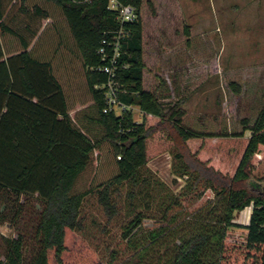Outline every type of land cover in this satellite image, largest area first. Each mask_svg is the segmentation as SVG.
<instances>
[{"label":"trees","instance_id":"obj_1","mask_svg":"<svg viewBox=\"0 0 264 264\" xmlns=\"http://www.w3.org/2000/svg\"><path fill=\"white\" fill-rule=\"evenodd\" d=\"M45 1L59 8L63 22L53 25L58 41L52 51L35 45L47 22L54 21L43 3L0 0V224L15 231L0 233V264H78L66 254L85 199L98 193L112 215V195L121 187L133 212L141 200L150 208L157 196L162 211L155 219L159 224L147 231L143 211L129 221L122 239L133 254L125 264H264V192L259 188L264 173L255 171L256 163L264 164V95L254 119H242L241 131L213 133L190 125L184 119L185 96L167 100L176 91V76L172 88L163 78L154 89L146 84L144 16L147 6L156 12L152 0H121L137 12L134 21L124 23L109 0ZM184 32L189 43V25ZM119 34L117 96L137 105L142 121L134 119L132 109L104 111L102 85L109 76L100 68L109 63L113 47L103 40ZM8 37L15 38L13 49H6ZM103 45L105 57L99 52ZM74 60L81 64L91 98L86 107H73L74 83L71 88L65 83L67 73L76 75ZM255 72L264 75V64ZM228 84L241 93L239 83ZM147 118L157 121L148 125ZM157 132L177 149L173 171L186 178L178 192L147 168L148 139ZM220 141L237 144L232 165L217 159ZM196 143H209L215 152L205 157L203 148L192 151ZM105 145L113 171L100 177L97 152ZM248 206L249 222H236V214ZM236 227L246 232L232 235Z\"/></svg>","mask_w":264,"mask_h":264},{"label":"rangeland","instance_id":"obj_2","mask_svg":"<svg viewBox=\"0 0 264 264\" xmlns=\"http://www.w3.org/2000/svg\"><path fill=\"white\" fill-rule=\"evenodd\" d=\"M35 1L43 3L54 18L53 22H47V30L42 31L35 45L39 51H52L58 41L53 25L61 27L62 15L54 3ZM152 1L156 12L147 6L144 16L147 86L154 89L163 78L165 84L172 88L176 76V91L169 92L167 100L174 101L185 96L182 107L186 110L184 119L188 124L213 133L241 131L242 119H254L264 95V75L255 72L258 66L264 64V0ZM185 25L190 27L189 43L184 32ZM250 37H254L255 43L261 47L255 50L254 39ZM4 41L6 49L15 47V38L8 37ZM57 60L63 63L61 56ZM73 62L76 75L67 73L65 83L70 84V88L74 83L73 91L71 89L73 107H86L90 105L91 98L85 88L81 64L77 60ZM232 80L241 85L240 94L234 93L229 86ZM132 111L134 119L142 121L137 105ZM156 121L146 119L148 125ZM249 134L247 130L246 135ZM236 145L220 141L219 151L215 154L217 159L232 165L234 158L231 154L236 152ZM204 147L196 143L191 150L203 148L207 153L205 157L215 152H210L209 143L208 147ZM175 150L172 149V142L163 133L157 132L148 139L147 168L154 179L165 183L170 191L178 192L185 185L186 178L173 171ZM97 153V174L106 177L113 171L112 155L106 145ZM255 171L264 173V164L256 163ZM259 188L264 192V180L260 181ZM120 189L112 195L115 203L112 215L105 210L98 193L85 199L79 218L80 227L70 238L66 257L78 264H125L133 253L122 239V233L135 213L141 210L147 215L143 222L145 231L159 224L155 221L162 215L159 196L151 200L150 208L146 207L145 200H141L137 211L133 212L125 187ZM251 209L248 206L236 214L235 221L247 224ZM244 232V228L238 227L231 230L232 235L240 236ZM0 233L13 235L15 231L3 223L0 224Z\"/></svg>","mask_w":264,"mask_h":264},{"label":"built area","instance_id":"obj_3","mask_svg":"<svg viewBox=\"0 0 264 264\" xmlns=\"http://www.w3.org/2000/svg\"><path fill=\"white\" fill-rule=\"evenodd\" d=\"M109 8L113 9L117 13V17L119 18V21L124 22H130L134 21L137 17V12L135 10V7L130 3H124L121 0H109L108 1ZM119 35H116L114 37L113 41H107L103 40L104 44L110 45L113 47V54L110 58L109 63H106L103 65L100 69H102L104 72L108 74V81L103 84L102 86L106 88L105 90V98L107 105L104 108V111L107 112L111 109H135L136 105H127L123 102H121L118 99L117 91H118V83L115 80L116 75V69H117V57L119 55ZM99 52L102 53L103 57L106 56V47L103 45ZM119 157V156H118Z\"/></svg>","mask_w":264,"mask_h":264},{"label":"crops","instance_id":"obj_4","mask_svg":"<svg viewBox=\"0 0 264 264\" xmlns=\"http://www.w3.org/2000/svg\"><path fill=\"white\" fill-rule=\"evenodd\" d=\"M250 38H253V39H254L253 43L255 44V45H254V49H255V50H257V48L261 47V46L258 47L257 43H255V42H256V39H255L254 37H250ZM258 56H259V55H258ZM255 57H256V56H255ZM249 218H250V216H249ZM7 225H8V224H7ZM8 226H9V225H8Z\"/></svg>","mask_w":264,"mask_h":264}]
</instances>
